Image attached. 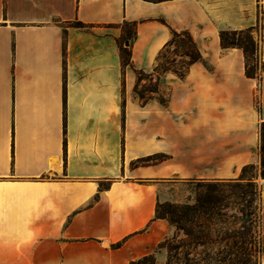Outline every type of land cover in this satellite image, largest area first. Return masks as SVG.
I'll return each mask as SVG.
<instances>
[{
    "label": "crops",
    "instance_id": "0c3cea01",
    "mask_svg": "<svg viewBox=\"0 0 264 264\" xmlns=\"http://www.w3.org/2000/svg\"><path fill=\"white\" fill-rule=\"evenodd\" d=\"M245 29L264 62V0H0V264H130L170 232L160 183L258 163L264 72L246 76L219 38ZM172 31L203 61L164 74L165 103L142 102L136 71L154 79Z\"/></svg>",
    "mask_w": 264,
    "mask_h": 264
},
{
    "label": "rangeland",
    "instance_id": "374dc122",
    "mask_svg": "<svg viewBox=\"0 0 264 264\" xmlns=\"http://www.w3.org/2000/svg\"><path fill=\"white\" fill-rule=\"evenodd\" d=\"M123 28L126 29L127 27L123 26ZM186 41L185 37H181L176 40V44L167 48L164 52V58L159 61L158 70L155 72L153 80H149L146 73L140 74V80H138L134 87L135 98L138 95H143L144 97H147V95H153L158 98L165 97L167 88L161 86L164 76L162 68L170 66L166 63L167 61H173V66H181L187 61L185 56L174 54L177 50L176 45L185 43ZM154 88L158 89L157 93L152 94L147 92V90ZM137 99L139 98L137 97ZM253 164L259 166V162ZM250 174L253 173H247V175ZM239 175L236 178L225 179L221 182L232 180L245 183L246 180L239 179ZM255 181L261 192L260 204L257 205L261 209H256L255 213L252 214L247 213L252 207L247 206L245 201L236 198V195L240 194V192L235 191L236 193L231 194L226 191L227 186L220 183L216 189L223 191L217 190L213 193H218L217 195L221 197L225 195L232 197L227 198L225 202L217 203L214 207V213L211 214L207 213L208 207L206 201L203 205L202 201L205 199L204 195L212 190V186L202 185V183H198V180L179 181L169 179L160 183L157 194V214L163 217L170 225V232L160 242L167 239L170 243L169 245H174L181 240H190L186 234V231H190L193 234L204 237L206 241L203 245L199 244L190 247L191 259L188 261V264H228L232 262L228 257L222 262L218 260L220 258L219 255L223 257L226 254H217L218 251H222L223 248H225V251H228V248H231V252H233L230 253L231 258H234V253L241 255L242 253L238 247H240L241 238H243L244 240L252 241V251H247L249 254L246 256L251 263H257L264 250V213L262 210L264 205L262 203L261 186L263 179L257 176ZM252 206L254 205L252 204ZM168 253L169 251L166 247L157 248L156 246L155 250L151 253L153 255L152 258L138 262L137 264H165Z\"/></svg>",
    "mask_w": 264,
    "mask_h": 264
},
{
    "label": "trees",
    "instance_id": "16d2710c",
    "mask_svg": "<svg viewBox=\"0 0 264 264\" xmlns=\"http://www.w3.org/2000/svg\"><path fill=\"white\" fill-rule=\"evenodd\" d=\"M151 2H160L165 0H146ZM76 25H80L79 22L75 23ZM123 26L127 27L126 29L123 28V36H122V43L120 48V53L122 57V62L124 66L128 65L130 63V49L129 45L133 38L135 37V22H123ZM185 37L186 42L185 43H179L176 45V51L174 52L175 55L179 56H185L187 58V61H185L181 66H173V61L169 62L167 61L170 66L162 68V73L165 74L166 72H172L175 73L178 77L183 78L188 69L189 66L195 62V61H203L202 56L198 48L196 47L192 37L190 34L186 31H172V36L170 40L164 45L163 49L160 51L156 58V64L154 67V72H157L159 61L164 58V52L169 48L170 46L176 44V40ZM220 38V46L222 49L231 48V47H237L240 48L243 51L244 55V70L245 74L248 77L257 78L259 81L261 79V73L264 71V62L259 57L258 54V45L256 40L251 34L250 29L245 30H223L220 32L219 35ZM210 68V67H209ZM143 72L136 71L137 79H139L140 74ZM135 92V90H134ZM147 92H150L152 94L157 93L158 89L154 88L151 90H147ZM142 102H146L149 99H157L161 103L166 102V97H155L153 95H147V97H144L143 95L137 96ZM136 97V98H137ZM257 109H259V105L256 104ZM160 158L158 157H148L147 161H158ZM252 172L253 174L247 175V173ZM259 176L261 179L264 180V121L260 123L259 126V166H256L253 163L246 164L242 167L241 173L239 175V179L246 180L245 183H241L238 181H228V182H221L224 180H198V183H202V185H208L212 186V190L208 191L204 195L205 199L202 201L203 203L206 201L208 212L209 214L214 213V207L217 203L225 202L227 198H230L232 196L225 195L223 197L217 195L218 193H213L217 190V186L220 184L227 186L228 192L231 194L236 193L237 191L240 192V194L236 195L237 199H240L241 201H245L247 206L252 207V209L248 210L247 213L252 214L255 213L254 211L256 209L260 210V206H257L260 204V198H261V192L258 189V185L256 183V178ZM223 191V190H220ZM236 191V192H235ZM252 204L254 206H252ZM157 206H156V217L163 218L161 216H158L157 214ZM186 234L189 236L190 240H181L178 241L174 245H169L167 239H164L162 242H160L157 245V248L166 247L169 251L168 258L165 262V264H188V261L190 258V247L191 246H197V245H203L205 243V238L198 235L193 234L190 231H186ZM227 246V245H225ZM187 247V248H186ZM252 241L244 240L241 238V244L240 247H238L242 254L238 255L234 253V258L230 257L231 248H228V251H225V248L222 249V251H218L217 254L220 253H226L223 257L219 255L220 258H218L219 261H224L226 257H228L229 260L232 262L228 264H250L249 258L246 256L249 254L247 251H252ZM171 251H173L171 253ZM227 255V256H226ZM153 255L150 253L148 255H145L137 260L131 261L130 264H137L141 261H146L150 258H152ZM174 258V260H172ZM193 259V258H192ZM194 264V263H192ZM209 264V263H208Z\"/></svg>",
    "mask_w": 264,
    "mask_h": 264
},
{
    "label": "built area",
    "instance_id": "2783aa9c",
    "mask_svg": "<svg viewBox=\"0 0 264 264\" xmlns=\"http://www.w3.org/2000/svg\"><path fill=\"white\" fill-rule=\"evenodd\" d=\"M256 104L258 105V101H256Z\"/></svg>",
    "mask_w": 264,
    "mask_h": 264
}]
</instances>
